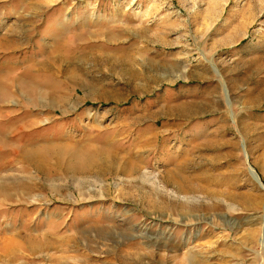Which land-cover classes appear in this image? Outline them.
Masks as SVG:
<instances>
[{"label":"rangeland","instance_id":"obj_1","mask_svg":"<svg viewBox=\"0 0 264 264\" xmlns=\"http://www.w3.org/2000/svg\"><path fill=\"white\" fill-rule=\"evenodd\" d=\"M0 264H264V0H0Z\"/></svg>","mask_w":264,"mask_h":264},{"label":"bare ground","instance_id":"obj_2","mask_svg":"<svg viewBox=\"0 0 264 264\" xmlns=\"http://www.w3.org/2000/svg\"><path fill=\"white\" fill-rule=\"evenodd\" d=\"M260 181V180H259ZM260 183H261V181H260Z\"/></svg>","mask_w":264,"mask_h":264}]
</instances>
